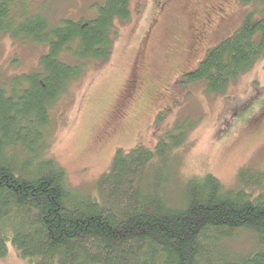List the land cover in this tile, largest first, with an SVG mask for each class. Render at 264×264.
Here are the masks:
<instances>
[{"label":"trees","instance_id":"trees-1","mask_svg":"<svg viewBox=\"0 0 264 264\" xmlns=\"http://www.w3.org/2000/svg\"><path fill=\"white\" fill-rule=\"evenodd\" d=\"M130 1L105 0L90 21L53 24L45 0H0V36L47 48L36 71L0 78V260L10 244L28 264H264V173L242 169L230 191L211 175L189 179L176 206L145 188L154 158L184 143L177 129L151 151L118 150L97 197L70 189L64 170L44 159L54 106L86 68L110 62ZM240 3L250 11L242 26L183 84L223 95L264 57V0ZM243 235L251 247L232 248Z\"/></svg>","mask_w":264,"mask_h":264},{"label":"rangeland","instance_id":"rangeland-1","mask_svg":"<svg viewBox=\"0 0 264 264\" xmlns=\"http://www.w3.org/2000/svg\"><path fill=\"white\" fill-rule=\"evenodd\" d=\"M45 1L53 24L90 21L105 2ZM168 1L131 0L130 21L115 22L110 62L86 68L51 112L44 159L64 170L66 185L81 195L97 197V181L118 150L151 151L177 137L171 136L175 129L184 143L162 162L154 158L143 178L145 188H155L172 206L189 179L211 175L230 191L242 169L264 173V57L223 95L210 97L201 84L182 83L208 50L242 26L249 9L240 0ZM46 52L0 36V78L36 71ZM231 247L244 251L251 244L243 235ZM0 264L28 263L9 244Z\"/></svg>","mask_w":264,"mask_h":264},{"label":"flooded vegetation","instance_id":"flooded-vegetation-1","mask_svg":"<svg viewBox=\"0 0 264 264\" xmlns=\"http://www.w3.org/2000/svg\"><path fill=\"white\" fill-rule=\"evenodd\" d=\"M170 2H171V0H169L168 2H167V5H169L170 4ZM164 4V3H163ZM175 52H177V49H176V51Z\"/></svg>","mask_w":264,"mask_h":264}]
</instances>
